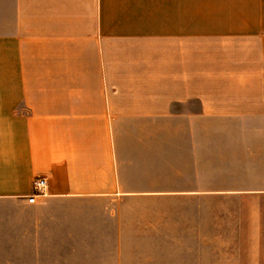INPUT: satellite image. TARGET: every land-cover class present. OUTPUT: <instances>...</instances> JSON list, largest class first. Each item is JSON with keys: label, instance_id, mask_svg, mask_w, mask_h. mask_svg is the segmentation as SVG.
<instances>
[{"label": "crops", "instance_id": "crops-1", "mask_svg": "<svg viewBox=\"0 0 264 264\" xmlns=\"http://www.w3.org/2000/svg\"><path fill=\"white\" fill-rule=\"evenodd\" d=\"M0 264H264V0H0Z\"/></svg>", "mask_w": 264, "mask_h": 264}, {"label": "built area", "instance_id": "built-area-1", "mask_svg": "<svg viewBox=\"0 0 264 264\" xmlns=\"http://www.w3.org/2000/svg\"><path fill=\"white\" fill-rule=\"evenodd\" d=\"M48 181L44 176H39L33 181V193L28 197L29 202H36L37 197L44 196L46 194Z\"/></svg>", "mask_w": 264, "mask_h": 264}]
</instances>
